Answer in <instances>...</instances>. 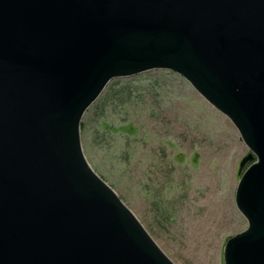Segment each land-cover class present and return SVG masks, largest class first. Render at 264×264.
Here are the masks:
<instances>
[{"label": "water", "instance_id": "obj_1", "mask_svg": "<svg viewBox=\"0 0 264 264\" xmlns=\"http://www.w3.org/2000/svg\"><path fill=\"white\" fill-rule=\"evenodd\" d=\"M152 69L239 132L223 261L264 264V0H0V264H175L81 144L107 83Z\"/></svg>", "mask_w": 264, "mask_h": 264}, {"label": "rangeland", "instance_id": "obj_2", "mask_svg": "<svg viewBox=\"0 0 264 264\" xmlns=\"http://www.w3.org/2000/svg\"><path fill=\"white\" fill-rule=\"evenodd\" d=\"M80 134L91 167L175 264H224L225 241L247 227L234 195L251 161L239 171V132L184 77L111 79Z\"/></svg>", "mask_w": 264, "mask_h": 264}]
</instances>
